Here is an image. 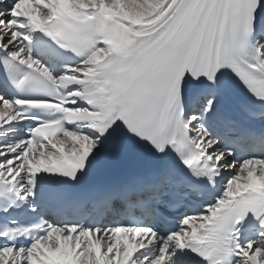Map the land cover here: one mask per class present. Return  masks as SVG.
Segmentation results:
<instances>
[{"label": "snow or ice", "instance_id": "obj_1", "mask_svg": "<svg viewBox=\"0 0 264 264\" xmlns=\"http://www.w3.org/2000/svg\"><path fill=\"white\" fill-rule=\"evenodd\" d=\"M0 264H264V0H0Z\"/></svg>", "mask_w": 264, "mask_h": 264}]
</instances>
